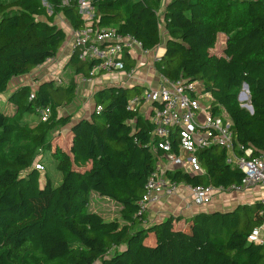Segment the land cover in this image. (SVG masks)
Here are the masks:
<instances>
[{
	"label": "trees",
	"instance_id": "1",
	"mask_svg": "<svg viewBox=\"0 0 264 264\" xmlns=\"http://www.w3.org/2000/svg\"><path fill=\"white\" fill-rule=\"evenodd\" d=\"M162 1L98 0L100 25L135 36L147 50L164 45L155 61L160 76L203 81L215 110L231 118L237 142L251 148L252 156L263 154L264 0ZM47 2L51 14L42 0H0V95L14 107L13 113L0 109V264H264V242L250 239L264 222L259 200L155 223L139 214L157 156L154 124L140 109H130L129 101L148 86H105L94 94L91 117L77 121L58 110L75 101L74 80L8 91L15 77L58 54L67 32L55 23L56 15L82 25L76 2ZM220 33L228 38L216 54ZM68 65L89 75L93 63L74 51ZM126 65L132 69L135 61L126 58ZM244 84L253 111L239 100ZM48 106L52 114L42 121L38 109ZM32 114L37 124L28 119ZM69 124L72 142L66 149L52 133ZM44 151L63 173L59 184L49 175L41 183L35 163L38 157L43 162ZM198 155L205 173L175 169L169 175L192 185L241 182L244 173L227 163L225 148L212 146ZM93 193L118 205L120 215L106 219L92 211Z\"/></svg>",
	"mask_w": 264,
	"mask_h": 264
},
{
	"label": "built area",
	"instance_id": "2",
	"mask_svg": "<svg viewBox=\"0 0 264 264\" xmlns=\"http://www.w3.org/2000/svg\"><path fill=\"white\" fill-rule=\"evenodd\" d=\"M97 1L63 0V5L76 2L82 25L74 27L68 19H60V23H57L69 27L65 29L72 36V53L78 51L80 60L93 63L89 75L81 74L83 82H93L101 76H107L110 80L118 75L134 78L137 66L128 69L126 58H136L137 51L144 55L155 52V61L161 59L159 49L162 45L147 50L135 36L123 34L113 26H101ZM165 2L163 0L162 5ZM53 59L54 57L48 59L46 63ZM60 79L61 77L56 78L61 82ZM199 85H203L201 91L198 90ZM148 88L144 94L129 101V108L132 110H141L144 102L150 104L145 114L154 124L153 149L157 156L156 167L150 174L145 193L138 202L139 214L146 213L151 204L159 203L163 197L176 195L181 185L187 187L193 202L197 205L211 203L216 193L243 192L260 187L259 201L264 211V153L252 156L251 148H245L243 144L237 142L231 118L226 112L215 110L214 97L206 91L203 81L187 78L170 80L161 76L157 87L149 84ZM241 92L243 99L251 98L250 92L246 89ZM34 96L35 93L32 92L31 98ZM204 96L210 97L209 104L201 101V97ZM96 110L101 112L102 107L98 106ZM38 111L42 121H47L52 114L49 106ZM212 146L227 150V163L238 167L244 173L241 182L230 186L192 185L174 180L169 175V171L175 169L191 174L205 173L198 152ZM40 160L41 157H38L36 168L44 170L45 166ZM160 163H165L166 166L163 167ZM250 239L264 242V222L253 232Z\"/></svg>",
	"mask_w": 264,
	"mask_h": 264
},
{
	"label": "crops",
	"instance_id": "3",
	"mask_svg": "<svg viewBox=\"0 0 264 264\" xmlns=\"http://www.w3.org/2000/svg\"><path fill=\"white\" fill-rule=\"evenodd\" d=\"M164 1H168V0H164ZM222 34L227 35L225 33H220L219 37ZM227 38H228V35H227ZM227 38H226V41H227ZM226 41H225V44H226ZM63 45L62 46L65 47L64 52L60 51L61 50L60 48L58 54L54 57L53 61L45 63L42 66L38 67V69L42 68L41 69V71L43 72L42 76H33L31 75L32 74L31 73V74L15 77L11 81V83L13 82V84L10 83L8 87V91L15 90L20 85H24L27 83L30 86H32L34 89H37L38 86L43 81L51 80L48 78H54L55 77L54 74L56 73L57 66H60L63 60L67 61L66 65H68L69 59L72 55L73 40H72L71 34L68 31H67V39ZM152 54L153 53L151 52L148 55H144L142 52L137 51L136 58H132L135 61L134 66H137V69H139L140 67L141 68L140 70H142L145 73L152 71V69L154 68H152V66H150L148 62L149 57ZM79 75L81 74L75 73V77H72L69 81L64 82L63 80V84L65 85H69L70 82H72V80H74L77 83L76 99H78V90L82 89L83 86H85L84 90L86 91V93L93 94L91 96H93L94 98L95 92L98 91L99 89L104 88L105 86L116 85V84H113L114 82L107 83L106 80L104 83H102V80H100V77L95 79V81L93 82H83L81 80H79L78 82L77 77ZM142 78H145V79H142ZM114 79L116 83H120L118 86H124V87L133 86L135 84H139L140 82H143L142 86H148L149 84L151 86L152 82H153V85L157 86L159 82L157 78L155 81L153 80L149 82L150 80L149 77L143 76V75H136V74L134 78H129L126 75H118V76H115ZM82 83L83 85H81ZM0 98L6 99V94L0 95ZM72 104L66 107L59 108V115H69V114L73 115L74 121H77L83 117H88L87 110L82 109L80 110L81 112H79V110H76L75 108L71 109L70 106ZM67 108L70 109L68 110V112H67ZM91 109L93 110L94 106H92ZM70 129H71V124L61 127L54 134L56 137L55 142L62 145L64 148L65 146L62 143L64 140L67 141L69 146L66 149H69L71 142H72V136H71ZM260 193H261L260 187L255 188V189H250L247 191H243V192H232V193L221 192V193H216L214 195L211 203L206 204V205H197L193 202V198L191 196L190 191L187 189V187L185 185H181L179 186L178 193L176 195L169 197V198L163 197V199L159 203H154L149 206V209L146 212L147 221L149 223H155V222H159L167 218L170 215L191 216L193 214H196L202 211L211 212V211H216V210H220V211L231 210L237 207L239 204L254 203L255 201H258L260 197Z\"/></svg>",
	"mask_w": 264,
	"mask_h": 264
},
{
	"label": "rangeland",
	"instance_id": "4",
	"mask_svg": "<svg viewBox=\"0 0 264 264\" xmlns=\"http://www.w3.org/2000/svg\"><path fill=\"white\" fill-rule=\"evenodd\" d=\"M42 1L45 4L48 13L51 14L53 12L51 5L47 2V0H42ZM60 19L65 20L67 18L64 16V14H62L61 16L56 15V17H55L56 23H60L59 22ZM58 25L60 27H62L65 31H66V29L69 28L68 26H62L60 24H58ZM162 30H164L163 25H162ZM226 38H227V35H224V34L220 35L216 47L212 50L213 53L222 54ZM63 46L61 47V50H60L62 52H64V50H65V47H63ZM163 51H164V45H162V47H160V49H159V56L162 55ZM152 53L153 54L149 57L148 62H149V65L152 66V68H154V69H152V71H149L147 73L140 70L141 69L140 67H139V69H136V75H143V76L149 77V79H150L149 82L153 81V80L155 81L156 78L159 81V79L161 78L160 74L157 72L156 67H155V52H152ZM66 64H67V61L63 60L61 65L57 66L56 73L54 74L55 77L54 78H48V79H55L56 80V77H61L62 81L64 80V82H67L72 77H75L74 68L71 65H66ZM41 69L36 68L34 71L31 72L32 74L31 73L30 74L33 76H42L43 72L41 71ZM77 78H78V82H79V80H81V81L83 80L82 75H79ZM142 79H145V78H142ZM100 80H102V83H104L106 80L107 83L108 82H111V83L114 82L113 84H116V85L120 84V83H116L115 79L110 80V78L107 76L100 77ZM11 84H13V82ZM139 84L142 85L143 82H140ZM81 85H83V83ZM151 86L154 87L156 85H153V82H152ZM157 86H158V84H157ZM84 89H85V86H83L82 89L78 90V99H75V101L73 102V104L70 107H71V109L75 108L76 110H79V112H81L80 110L85 109L88 111L87 112L88 117H91V115H92L91 113L93 111L91 108H92V106H95V100H94L93 96H91L93 94H87ZM202 89H203V85H199L198 90L201 91ZM241 91L242 92L245 91L244 87ZM241 95L242 94H240V96H239L240 102L243 104V106L248 108L249 105L251 104V98H249V100L243 99V97ZM201 101L205 104H209L210 103V97L209 96L201 97ZM149 106H150V104L148 102H144L143 105L141 106V112L143 114H145L147 112ZM0 109L5 110L8 113L14 112V107L10 103H7L5 101V98L4 99L0 98ZM68 110H70V109L67 108V112H68ZM28 119L33 124H37L39 122V118L37 117V114L30 115L28 117ZM59 129L60 128L56 129L54 131V134ZM0 132H1V129H0ZM54 134L52 133L53 138L55 140L56 137ZM62 144L65 146V148H67L69 146V144L65 140L63 141ZM41 155H42V159H43L42 163L45 166V169L42 170V172H41L42 173V178H41L42 185L45 183L47 175H49L52 178L54 183H56V184L61 183V181L63 180V173L57 168L56 160L53 158V156L51 155V153L49 151H44V152H42ZM186 155H187V153L184 154V156H186ZM160 165L161 166L163 165V167L166 166L165 163H160ZM91 210L103 214L106 219L115 218V217H118L120 215L119 214L120 207L118 205H116L114 202H112L111 200H109L107 198L99 196L96 193H93L91 195Z\"/></svg>",
	"mask_w": 264,
	"mask_h": 264
},
{
	"label": "water",
	"instance_id": "5",
	"mask_svg": "<svg viewBox=\"0 0 264 264\" xmlns=\"http://www.w3.org/2000/svg\"><path fill=\"white\" fill-rule=\"evenodd\" d=\"M243 87H245V89H246L247 91H250V89H249V85H248V84H244ZM248 109H250L251 111H253V106H252V104L249 105Z\"/></svg>",
	"mask_w": 264,
	"mask_h": 264
}]
</instances>
